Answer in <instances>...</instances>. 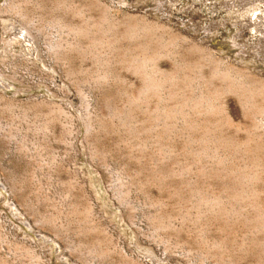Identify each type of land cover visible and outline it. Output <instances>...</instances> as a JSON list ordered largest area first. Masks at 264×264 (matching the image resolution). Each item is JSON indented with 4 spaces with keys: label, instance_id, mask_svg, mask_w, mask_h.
<instances>
[{
    "label": "rangeland",
    "instance_id": "374dc122",
    "mask_svg": "<svg viewBox=\"0 0 264 264\" xmlns=\"http://www.w3.org/2000/svg\"><path fill=\"white\" fill-rule=\"evenodd\" d=\"M0 264H264V0H0Z\"/></svg>",
    "mask_w": 264,
    "mask_h": 264
},
{
    "label": "bare ground",
    "instance_id": "6f19581e",
    "mask_svg": "<svg viewBox=\"0 0 264 264\" xmlns=\"http://www.w3.org/2000/svg\"><path fill=\"white\" fill-rule=\"evenodd\" d=\"M184 1V0H183ZM140 2H141V4H143V5H151V4H154V2H155V0H140ZM253 11V10H252ZM255 11H257V9L255 10ZM258 11H259V9H258ZM260 12V11H259ZM254 13V12H253ZM256 13V12H255ZM24 24H19L18 25V27L21 29V30H25V28H24V26H23ZM83 34H86V31H83ZM226 34H227V31H226ZM24 35V34H23ZM26 37L28 38V37H31V36H29V33L26 35ZM29 39V38H28ZM213 39L216 41V47L219 49V48H221L222 50L224 49V50H226V52L227 53H229V54H233V52L237 49V46L235 45V40L234 39H225V38H220V37H218V36H216V37H213ZM31 48V47H30ZM145 50L147 49V46L144 48ZM149 51V50H148ZM147 51V52H148ZM144 52H146V51H144ZM145 53V54H148V53ZM156 56V55H155ZM156 58V57H155ZM148 59V58H147ZM146 59V57H145V60H147ZM149 60V59H148ZM130 61V60H129ZM151 61V60H150ZM153 61V60H152ZM128 63V62H127ZM147 65V64H146ZM175 80V79H174ZM173 80V81H174ZM172 81V80H171ZM172 81V82H173ZM176 81V80H175ZM163 83V82H162ZM161 82H159V81H154L151 85H150V87H148V89H147V91L145 92V94H148V93H151L152 91H155V90H159V89H161V87H164L163 86V84H162ZM167 83V82H166ZM173 83H175V82H173ZM165 85V84H164ZM179 85V84H178ZM212 93V92H211ZM143 94V93H142ZM180 94V93H179ZM213 94V93H212ZM221 94V93H220ZM207 95V94H206ZM214 95V94H213ZM219 95V94H218ZM222 95V94H221ZM178 96V95H177ZM245 96V95H244ZM174 97V96H173ZM209 97V96H208ZM215 97V96H214ZM251 97L253 98H255L256 96L255 95H252L251 94ZM188 98V97H187ZM204 98V97H203ZM174 99H175V97H174ZM215 99V98H214ZM245 99H246V97H245ZM248 99V98H247ZM246 99V100H247ZM257 99V98H256ZM204 100H207V102H208V99H204ZM204 100H201V101H199V102H197V104H196V106H197V108H202V106L203 105H205L204 103H205V101ZM187 101L188 100H185L184 101V103H187ZM247 101H250V100H247ZM254 101V100H253ZM206 102V103H207ZM212 102V101H211ZM248 103V102H247ZM251 104V102L248 104L249 106H251L250 105ZM185 105V104H184ZM207 105H209V102H208V104ZM210 106H214V105H209V107ZM256 106H257V104H256ZM220 109V108H219ZM249 109V108H248ZM215 111V110H214ZM212 112L213 114L214 113H216V112ZM210 113V112H209ZM211 113V114H212ZM218 114H219V112H218ZM224 114V113H223ZM219 120V119H218ZM207 125V124H206ZM240 130V129H239ZM241 131V130H240ZM254 140V139H253ZM249 142H250V140H249ZM254 142V141H253ZM255 143V142H254ZM257 143V142H256ZM251 144V143H250ZM248 145H249V143H248ZM254 147V146H253ZM259 147V146H258ZM258 175V174H257ZM238 197V196H237ZM244 200V199H243Z\"/></svg>",
    "mask_w": 264,
    "mask_h": 264
}]
</instances>
